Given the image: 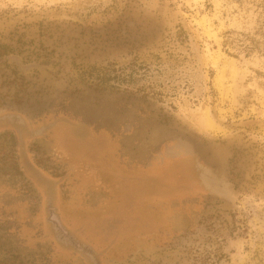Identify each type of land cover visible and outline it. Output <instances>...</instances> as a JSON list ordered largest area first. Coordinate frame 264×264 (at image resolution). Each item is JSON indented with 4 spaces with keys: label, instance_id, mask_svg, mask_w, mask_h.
<instances>
[{
    "label": "flooded vegetation",
    "instance_id": "obj_1",
    "mask_svg": "<svg viewBox=\"0 0 264 264\" xmlns=\"http://www.w3.org/2000/svg\"><path fill=\"white\" fill-rule=\"evenodd\" d=\"M149 22L117 17L92 38L75 33L70 44L64 36L71 63L39 64L31 91L0 104L7 127L0 128V264H143L142 246L151 249L148 264H216L213 253L201 254L219 244L206 218L235 202L250 159L189 135L143 99L112 93L118 73L149 63L121 64L114 55L148 59L162 51L163 37ZM77 53L101 61L78 69L80 79L57 72ZM190 136L200 153L180 146ZM188 170L197 183L184 195L177 177ZM51 214L69 240L59 237Z\"/></svg>",
    "mask_w": 264,
    "mask_h": 264
},
{
    "label": "rangeland",
    "instance_id": "obj_2",
    "mask_svg": "<svg viewBox=\"0 0 264 264\" xmlns=\"http://www.w3.org/2000/svg\"><path fill=\"white\" fill-rule=\"evenodd\" d=\"M117 17L148 18L163 38L157 39L162 51L148 59L114 55L121 64H150L118 73L108 84L112 93L143 99L189 135L250 159L249 170L239 171L235 202L218 204L206 218L219 244L216 250L205 245L201 254L213 253L216 264H264V0H0V104L20 102L31 91L39 64L71 63L64 59V36L70 44L75 33L92 38ZM75 56L57 72L80 79L78 69L101 61ZM177 180L184 195L197 183L192 170ZM150 250L137 249L140 263L151 261Z\"/></svg>",
    "mask_w": 264,
    "mask_h": 264
},
{
    "label": "water",
    "instance_id": "obj_3",
    "mask_svg": "<svg viewBox=\"0 0 264 264\" xmlns=\"http://www.w3.org/2000/svg\"><path fill=\"white\" fill-rule=\"evenodd\" d=\"M191 137L192 136H190L188 138L186 137L183 140H181L182 144L180 146H183L185 148V152L200 153L197 146L194 145V140L191 139ZM51 221L55 225L54 229L58 233L59 237H61L62 240H64V239L69 240L71 236L69 235V232L65 229V227L61 224L59 218H57L56 215L51 214Z\"/></svg>",
    "mask_w": 264,
    "mask_h": 264
},
{
    "label": "bare ground",
    "instance_id": "obj_4",
    "mask_svg": "<svg viewBox=\"0 0 264 264\" xmlns=\"http://www.w3.org/2000/svg\"><path fill=\"white\" fill-rule=\"evenodd\" d=\"M201 119H202V118H201ZM205 122H206V124H205V125H208V122H209V121L205 120ZM209 125H210V123H209ZM217 182H218V181H217ZM219 184H220V183H219Z\"/></svg>",
    "mask_w": 264,
    "mask_h": 264
}]
</instances>
